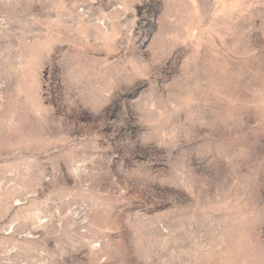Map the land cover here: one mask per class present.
<instances>
[{
	"label": "rangeland",
	"instance_id": "1",
	"mask_svg": "<svg viewBox=\"0 0 264 264\" xmlns=\"http://www.w3.org/2000/svg\"><path fill=\"white\" fill-rule=\"evenodd\" d=\"M0 264H264V0H0Z\"/></svg>",
	"mask_w": 264,
	"mask_h": 264
}]
</instances>
